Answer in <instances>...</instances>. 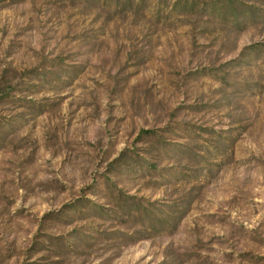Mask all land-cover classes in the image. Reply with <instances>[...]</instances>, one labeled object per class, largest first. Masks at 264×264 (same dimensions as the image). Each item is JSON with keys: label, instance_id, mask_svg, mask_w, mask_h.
Listing matches in <instances>:
<instances>
[{"label": "rangeland", "instance_id": "rangeland-1", "mask_svg": "<svg viewBox=\"0 0 264 264\" xmlns=\"http://www.w3.org/2000/svg\"><path fill=\"white\" fill-rule=\"evenodd\" d=\"M197 2L0 0V264H264V22Z\"/></svg>", "mask_w": 264, "mask_h": 264}, {"label": "trees", "instance_id": "trees-1", "mask_svg": "<svg viewBox=\"0 0 264 264\" xmlns=\"http://www.w3.org/2000/svg\"><path fill=\"white\" fill-rule=\"evenodd\" d=\"M127 1L130 3V7L136 10H141L144 7V0ZM247 1L248 0H209V2L205 3L206 5L203 11L210 10L212 16L216 14L222 19L229 17L232 21V26L239 29H245L248 25L258 20L264 22V16L257 15L252 6H245L244 3ZM153 2L157 13L160 12L158 11L159 8L163 10L169 9V13H171L181 6L182 12L188 14L198 7L197 0H153ZM261 4L264 6V0H261Z\"/></svg>", "mask_w": 264, "mask_h": 264}]
</instances>
